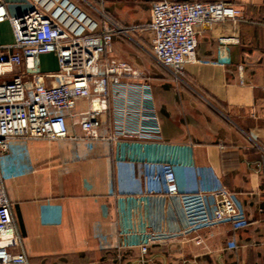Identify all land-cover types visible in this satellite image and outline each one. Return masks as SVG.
<instances>
[{
  "label": "crops",
  "instance_id": "crops-1",
  "mask_svg": "<svg viewBox=\"0 0 264 264\" xmlns=\"http://www.w3.org/2000/svg\"><path fill=\"white\" fill-rule=\"evenodd\" d=\"M73 1L131 29L150 24L158 0ZM226 1L244 20L204 28L200 62L178 77L158 63L147 32L114 37L108 56L149 74L162 125L159 140L135 142L143 148L135 162L117 159L103 142L90 150L69 141H16L0 156L30 264H264V0ZM14 2L15 15L27 10L25 0ZM221 36L239 43L224 45ZM46 56L55 55H43L41 69ZM165 164L175 172L183 210L179 226L168 217L166 231L152 238L146 226L163 219ZM222 190L238 216L217 224L214 194Z\"/></svg>",
  "mask_w": 264,
  "mask_h": 264
},
{
  "label": "built area",
  "instance_id": "built-area-1",
  "mask_svg": "<svg viewBox=\"0 0 264 264\" xmlns=\"http://www.w3.org/2000/svg\"><path fill=\"white\" fill-rule=\"evenodd\" d=\"M25 1L27 10L12 15L8 1L0 0V24L8 22L14 38L0 44V156L16 141H69L90 150L103 142L114 148L117 159L135 162L143 151L135 142L159 140L162 125L147 75L108 56L114 37L147 32L158 63L178 77L188 64L200 62L197 38L204 28L244 20L242 11L226 0H158L146 28L128 29L105 15L95 17L73 0ZM219 40L239 43L238 37ZM48 54L58 60L56 71L41 69V57ZM73 153L80 158L75 147ZM160 176L164 220L146 226L152 238L161 237L168 217L177 218L183 210L173 169L160 165ZM214 197L212 221L236 220L231 194L222 190ZM175 224L180 225L178 218ZM0 264H30L1 170Z\"/></svg>",
  "mask_w": 264,
  "mask_h": 264
},
{
  "label": "rangeland",
  "instance_id": "rangeland-1",
  "mask_svg": "<svg viewBox=\"0 0 264 264\" xmlns=\"http://www.w3.org/2000/svg\"><path fill=\"white\" fill-rule=\"evenodd\" d=\"M9 3V9L12 15H15V2L14 0H7ZM14 40L11 26L8 22L0 24V42L3 44H10ZM137 50V49H136ZM42 69L55 70L58 68V60L55 56H46L43 58ZM143 72V71H142ZM147 78L150 80L149 74ZM148 80V81H149Z\"/></svg>",
  "mask_w": 264,
  "mask_h": 264
}]
</instances>
